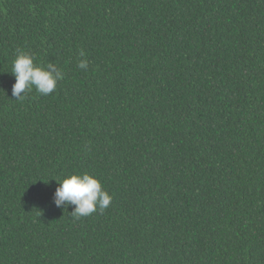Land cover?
Returning <instances> with one entry per match:
<instances>
[{
    "label": "trees",
    "instance_id": "16d2710c",
    "mask_svg": "<svg viewBox=\"0 0 264 264\" xmlns=\"http://www.w3.org/2000/svg\"><path fill=\"white\" fill-rule=\"evenodd\" d=\"M82 173L112 201L76 220ZM0 264H264V0H0Z\"/></svg>",
    "mask_w": 264,
    "mask_h": 264
},
{
    "label": "clouds",
    "instance_id": "9594fccd",
    "mask_svg": "<svg viewBox=\"0 0 264 264\" xmlns=\"http://www.w3.org/2000/svg\"><path fill=\"white\" fill-rule=\"evenodd\" d=\"M81 57L84 53H80ZM35 58L23 49H17L12 66L15 83L12 86V96L22 100L26 93L33 89L43 96L52 94L58 82L64 78L62 70L54 64L41 66L35 63ZM77 67L88 68V61L81 59ZM23 93V95H21ZM54 193V205L57 208L74 206L71 213L74 219L86 218L97 211L103 213L111 204L112 197L102 189L101 182L89 173L71 174L58 183Z\"/></svg>",
    "mask_w": 264,
    "mask_h": 264
}]
</instances>
